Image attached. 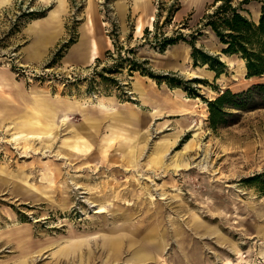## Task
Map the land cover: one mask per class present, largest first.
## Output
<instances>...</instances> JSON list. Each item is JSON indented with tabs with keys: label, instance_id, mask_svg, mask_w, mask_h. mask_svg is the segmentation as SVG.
I'll return each instance as SVG.
<instances>
[{
	"label": "rangeland",
	"instance_id": "1",
	"mask_svg": "<svg viewBox=\"0 0 264 264\" xmlns=\"http://www.w3.org/2000/svg\"><path fill=\"white\" fill-rule=\"evenodd\" d=\"M135 1L66 0L53 21L42 17L57 0L0 8V232L9 236L0 237V264H264V193L251 179L264 173V104L233 110L212 128L206 102L254 79L203 28L214 0ZM86 29L89 58L93 41L98 56L71 63L65 45L83 43ZM197 29L196 45L225 63L220 75L195 65L187 42L163 52L152 43L155 34ZM120 54L192 81L200 96L130 70L128 61L106 72ZM30 87L70 98L76 109L53 136L14 140L12 132L31 131L25 123L55 129L26 119L48 113V98Z\"/></svg>",
	"mask_w": 264,
	"mask_h": 264
},
{
	"label": "trees",
	"instance_id": "2",
	"mask_svg": "<svg viewBox=\"0 0 264 264\" xmlns=\"http://www.w3.org/2000/svg\"><path fill=\"white\" fill-rule=\"evenodd\" d=\"M251 1L214 0L212 11L203 16V28H209L213 31L222 45L223 54L235 55L244 60L247 70L246 78H261L264 76V0H259L261 2V14L257 21L250 17L248 5ZM44 14V12H30L29 15L32 18H37L44 16ZM201 34V29H197L188 35L182 31H176L171 35L163 33L157 36L155 34L152 43L155 48L163 52L169 46L181 41L187 42L191 47V57L194 64L208 65L217 75H220L224 71L225 63L219 56L210 54L196 45L197 36ZM73 43L74 40L71 39L65 47H69ZM128 51L134 52L132 49ZM57 55L59 54L57 53ZM125 61H128L130 70H139L143 75L150 76L158 83L166 82L171 87H182L190 97L200 96L199 88L190 85L192 81H184L173 73H155L146 66V59L139 62L134 56L131 58L120 54L112 66L104 69L110 74L115 73ZM194 81L204 83L200 79H194ZM206 102L209 109V124L212 128H217L227 124L228 116L233 114V110H242L253 107L255 104H264V81H252L247 86L236 90L228 87L218 93L214 99L206 100ZM251 179L264 193V173Z\"/></svg>",
	"mask_w": 264,
	"mask_h": 264
},
{
	"label": "crops",
	"instance_id": "3",
	"mask_svg": "<svg viewBox=\"0 0 264 264\" xmlns=\"http://www.w3.org/2000/svg\"><path fill=\"white\" fill-rule=\"evenodd\" d=\"M13 0H0V8L11 3ZM139 2L140 0H136L135 1V6L136 8L139 7ZM138 3V4H137ZM119 6V9L121 11H125V4L120 2V4L118 5ZM248 8L250 9L251 11V15L252 17L254 18L255 21H257L259 19V16L261 14V5L258 3V4H250V6L248 5ZM255 9V12L253 11V9ZM66 10V0H57V5H56V8L54 9H51L50 10V13L44 17H42L44 20H49V21H53L54 19H57L59 20L60 17L63 15V13L65 12ZM152 17L153 15H151L150 17V20H152ZM41 22V19H36L33 21V25L30 26L31 27H36L38 26V24ZM149 24H151V21H149ZM143 22L141 20L137 21L136 22V25H135V32H139L143 29ZM89 30L86 29L85 32H84V42L77 45L74 43L70 46V51H69V61L71 63H79V62H83V61H90V60H93L94 58H96L98 56V53H99V49H98V44L96 41H93L92 45H91V55H90V58H89V50H90V45H87V40H89V38L91 37V34L90 32H88ZM62 32V30H61ZM86 41V42H85ZM87 45V46H86ZM39 45H37V48ZM89 46V47H88ZM79 51H82V55H79L78 52ZM241 60V59H240ZM243 60V59H242ZM244 61V60H243ZM244 67H245V74L247 73V70H246V66L244 64ZM2 72V71H0ZM260 77H253V78H248V79H254L253 81H257ZM30 92L34 95V96H40V97H45V98H48L49 100V103H44L42 101V103L44 104V107H46L48 109V113H45L44 111H42L41 114H34V115H31V117H27L26 119H36V121H40L41 119L45 120L47 122V125L44 124V125H41V128L43 127H46V128H50L53 124V122H55L57 120V117H59L63 112H65L66 110H68L69 108L73 109V108H76L75 107V101H73L72 99L70 98H67V97H62L58 94H52L49 90H46L45 88H41V87H30ZM145 94L147 95L148 94V97H149V92H147L145 90ZM147 97V98H148ZM186 99H189V98H186ZM25 119V120H26ZM25 120H23L22 122H24ZM49 121L51 122L52 121V124H48ZM21 122V123H22ZM26 124V123H25ZM22 124V127L24 128H30V127H37L36 125H28V124ZM40 124V123H39ZM12 125V124H10ZM9 125V126H10ZM19 126V125H18ZM40 126V125H39ZM38 126V127H39ZM14 233H15V230H14ZM19 235V236H18ZM2 236H5V237H9L8 236V233H2L0 232V237ZM15 236V235H14ZM13 236V237H14ZM26 236H22L21 237V234H18L17 233V241L16 243L18 245H20V247H22L23 245V242L25 243V239ZM27 239V238H26ZM109 242V243H107ZM105 245H108L109 248H113L114 246V242L108 237L106 240H105ZM24 248V247H22ZM23 251V249H22Z\"/></svg>",
	"mask_w": 264,
	"mask_h": 264
},
{
	"label": "bare ground",
	"instance_id": "4",
	"mask_svg": "<svg viewBox=\"0 0 264 264\" xmlns=\"http://www.w3.org/2000/svg\"><path fill=\"white\" fill-rule=\"evenodd\" d=\"M138 4V3H137ZM139 6V5H138ZM242 60V59H241ZM242 64H244V61H243V63ZM243 67V66H242ZM244 70H245V67H244ZM137 90L140 92V94H141V97H143V88L142 87H140V85L139 86H137ZM98 100V99H97ZM77 102H79V101H77ZM99 104V103H98ZM76 105H77V103H75V107H76ZM76 108H73V109H71V108H69L68 110H66L65 112H63L59 117H57V120H56V122L55 123H53V125H51V126H53L52 128H55V129H53L51 132H49V133H44V132H40V131H37L38 129H36V127L34 128H28L29 130H31V131H24V130H22V131H15V132H12V139H14V140H19V139H25V141H27V139L28 138H34V137H39V138H41V139H43V140H45L47 137H51V136H53V134H54V132H56V129H57V121H58V119L61 117V116H64V118L63 119H66V117H68L70 114V112H73L74 110H75ZM186 117V116H185ZM163 145H165V144H163ZM102 210V207H99L98 208V211H101ZM107 243H109V242H107Z\"/></svg>",
	"mask_w": 264,
	"mask_h": 264
},
{
	"label": "water",
	"instance_id": "5",
	"mask_svg": "<svg viewBox=\"0 0 264 264\" xmlns=\"http://www.w3.org/2000/svg\"><path fill=\"white\" fill-rule=\"evenodd\" d=\"M217 4H218V3H217ZM217 4H216V5H217Z\"/></svg>",
	"mask_w": 264,
	"mask_h": 264
}]
</instances>
